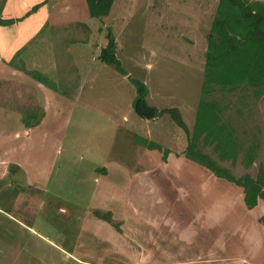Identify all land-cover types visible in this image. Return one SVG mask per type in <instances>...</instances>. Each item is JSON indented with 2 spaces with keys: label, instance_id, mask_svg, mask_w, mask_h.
<instances>
[{
  "label": "rangeland",
  "instance_id": "1",
  "mask_svg": "<svg viewBox=\"0 0 264 264\" xmlns=\"http://www.w3.org/2000/svg\"><path fill=\"white\" fill-rule=\"evenodd\" d=\"M31 1L16 7L31 10ZM215 5L113 0L109 14L91 17L85 5L72 4L21 49L27 61L20 55L0 66V264H264V224L256 220L263 202L245 208L239 186L179 154L186 139L168 114L146 119L130 105L135 77L146 84L150 105L177 107L191 126L204 98L205 33ZM107 28L125 73L96 58ZM31 49L42 66H29ZM9 67L21 74L9 76ZM260 90L254 96L250 86L214 85L205 95L221 109L217 125L253 148L247 167L242 153L233 165L219 160L235 176L264 168ZM28 122L40 128L25 135ZM135 133L170 149L166 161L161 151L134 143ZM202 142L216 157L213 143ZM18 159L28 176L12 163ZM101 165L105 173L96 170ZM23 191L34 193L33 213L10 204ZM94 208L109 211V220Z\"/></svg>",
  "mask_w": 264,
  "mask_h": 264
},
{
  "label": "trees",
  "instance_id": "2",
  "mask_svg": "<svg viewBox=\"0 0 264 264\" xmlns=\"http://www.w3.org/2000/svg\"><path fill=\"white\" fill-rule=\"evenodd\" d=\"M113 0H84L87 13L91 17H102L110 13ZM40 3L34 4L31 10ZM29 9V11H31ZM12 19L0 18V24H9ZM106 42L100 47L98 56L101 62L113 66L118 72L125 73L119 57L116 54L115 39L110 28H107ZM205 56L203 66V79L200 84V95L194 119L188 128L175 106L157 109L147 102L146 84L135 77H130L135 93L131 100V109L142 118L153 119L168 114L171 120L184 133L186 143L181 155L208 168L215 176L224 178L241 188L242 202L249 209L257 199L264 204V168L259 165L255 176L243 173L235 176L227 166L219 164V160L229 159L233 165L237 155L242 153L240 159L244 167L249 166L255 157L252 146L249 150L241 147L236 137L225 130L223 125H217L221 109L216 101L205 99V95L214 90V85H220L226 91L238 86H250L254 96L261 93L264 87V0H216L208 30L205 33ZM26 71V69L24 70ZM40 80L39 74H34ZM222 86V87H221ZM27 126L30 125L28 122ZM213 126L216 129H213ZM214 145L216 157L200 146ZM132 141L151 150L161 151V161L165 162L170 149L162 147L149 137L133 134ZM217 143V144H216ZM216 144V145H215ZM230 148V150L228 149ZM105 173V166L97 169ZM94 213L103 220H109V211H100L94 208ZM257 221L264 224V214L257 217ZM117 228V224L113 223Z\"/></svg>",
  "mask_w": 264,
  "mask_h": 264
},
{
  "label": "crops",
  "instance_id": "3",
  "mask_svg": "<svg viewBox=\"0 0 264 264\" xmlns=\"http://www.w3.org/2000/svg\"><path fill=\"white\" fill-rule=\"evenodd\" d=\"M31 3L33 4L40 3V4L37 6L35 10L28 13L27 16L23 17L21 20H18V19L16 20L15 18H19L21 15H23L24 12L29 11V9H26L25 7L23 11H19L17 9L16 6L19 4L24 6L23 0H16L15 4H14V0H0V18L13 19V21H11L9 24H0V66L1 68L3 64L6 67L7 64H9V62L14 57H19L20 55L23 56L22 57L23 60L27 61L26 55L20 52L21 49L27 46L28 43H30V41H32L35 36H38V33L40 32L42 28L43 29L46 28L48 21H49L48 19L50 18L51 15H54L55 13L58 14V13L66 12L69 6H71L72 4H76V6L85 5V3L83 4L81 0H32L30 4ZM29 52H31V57L28 62L30 64L29 66L35 65L37 62L39 63L40 66H42V63H41L42 60L40 58H37L35 55L37 54L36 51L31 49ZM51 67L52 66L50 64L49 68ZM1 68H0V72H3ZM8 69H9L8 71L9 76L13 75L15 77L16 76L18 77V75L21 74V71L19 70H14L13 68H10V67ZM33 83L32 85L36 86L37 88L42 87L37 82L33 81ZM42 118L43 116L41 117V120ZM41 120H40V123H41ZM40 123H37V124L32 123L31 125L26 126V128L24 129V134L27 135L29 131H34L37 127L40 128L39 127ZM12 161H13L12 163H15V165L18 167L21 165L23 166L22 169L26 171V174H25V177H26V175L29 173L27 163L25 161H22L21 159L12 160ZM2 174H3V171L0 170V175ZM32 194L34 193H32L31 191L16 192L13 194L10 204H15L16 206L20 207V209L23 212L27 211L28 213L29 212L33 213L34 210L33 209L29 210L28 208V206H30V199H31ZM19 198H23V199L25 198V201L23 200L18 201ZM241 199H242V192H241ZM35 200H39V198L36 197ZM260 202L262 201L260 199H257V202L254 206H260ZM23 207H25L24 210L22 209ZM260 207H261L260 213L264 212V206L261 205ZM260 215L262 214H259V216ZM13 218L17 219L20 222V224H22V222L18 218L16 217H13ZM26 227H28V225H26ZM41 237L47 238L45 235H41ZM257 240L258 238L256 234V241ZM241 257H244V256H241ZM241 260H245L249 264H253L249 258H245V259L242 258ZM148 261L151 262L152 259Z\"/></svg>",
  "mask_w": 264,
  "mask_h": 264
}]
</instances>
